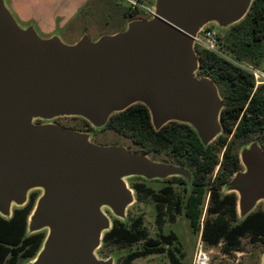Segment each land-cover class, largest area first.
I'll return each instance as SVG.
<instances>
[{
  "label": "water",
  "instance_id": "water-1",
  "mask_svg": "<svg viewBox=\"0 0 264 264\" xmlns=\"http://www.w3.org/2000/svg\"><path fill=\"white\" fill-rule=\"evenodd\" d=\"M252 2L154 0L146 18L67 43L56 32L40 34L33 22L21 25L0 0V215L9 218L38 191L25 233L45 231L23 264H115L97 250L112 218L125 221L136 199L128 179L191 180L185 166L94 142L93 130L140 103L155 130L184 123L207 146L223 131L225 101L212 78L197 75L194 37L208 27L225 32ZM60 116L82 118L92 130L60 125ZM238 157L221 192L235 193L242 220L264 207V148L253 138L239 145Z\"/></svg>",
  "mask_w": 264,
  "mask_h": 264
},
{
  "label": "trees",
  "instance_id": "trees-1",
  "mask_svg": "<svg viewBox=\"0 0 264 264\" xmlns=\"http://www.w3.org/2000/svg\"><path fill=\"white\" fill-rule=\"evenodd\" d=\"M124 13L126 21L149 15L131 5L125 8ZM216 36L226 55L259 67L264 57V0H253L242 20L225 32H217ZM196 51L199 66L214 80L225 101L221 111L223 131L213 143L204 147L189 125L176 121H170L155 130L147 108L140 103L113 114L105 127L131 137L143 148L142 152H164L168 157L187 165L192 178L185 198L184 214L192 230L200 232L205 244L214 246L222 243L223 250L231 252L240 249V241L244 237L252 242H264L263 204H258L244 219L239 220L235 193L221 192L222 184L240 167L239 145L256 138L264 148V84L255 86V80L247 70L225 57L198 45ZM220 151L221 159L218 156ZM218 162V171L212 178L210 174ZM140 179L142 181L135 182L132 187L138 193L149 192L153 196L158 223H161L166 213L173 216L174 211L181 210L182 200L171 186L155 191L146 185L147 180ZM170 181L182 184L184 178L173 176ZM207 190L210 194L204 213L206 216L201 220ZM37 194L38 191H32L27 203L14 208L9 218L0 215V264H23L39 248L45 231L29 235L25 233L27 216ZM175 239L176 235L172 231L159 232L158 237L149 236L143 226L142 216L138 215L130 221L112 218V227L104 233L102 241L129 245L142 240V248L124 256L125 263L152 253L166 252L171 264H183V253L179 247L173 246Z\"/></svg>",
  "mask_w": 264,
  "mask_h": 264
},
{
  "label": "rangeland",
  "instance_id": "rangeland-1",
  "mask_svg": "<svg viewBox=\"0 0 264 264\" xmlns=\"http://www.w3.org/2000/svg\"><path fill=\"white\" fill-rule=\"evenodd\" d=\"M24 1L27 2L25 7L28 5V7H26L28 13L40 9L33 2L28 3V0H21L20 4L21 2L25 3ZM73 1H75L74 3L77 5L80 4L78 10L60 27L56 26L53 31L58 33L64 42H74L78 40L83 33L88 34L94 39L101 34L119 31L126 23L124 10L130 5L128 0H59L61 6H64V4L68 2L72 3ZM153 1L154 0H140L145 6H151ZM7 2L21 25H25L28 22H34L37 25V21L30 18V20L25 19L18 15L12 3L9 1ZM57 22L58 21H56V24ZM36 28L42 35L50 33L43 32L38 25ZM228 56L232 58L229 54ZM240 62L248 66L245 61ZM259 65L260 68H264V57L260 60ZM54 121L65 127L92 130V127L87 125L85 121L79 117L60 116L55 118ZM92 140L104 144H122L137 152H141L143 149L140 145L135 143L131 137L122 135L108 127L93 130ZM148 155L156 159H169L164 152H148ZM138 181L139 180L135 178L128 179V183L131 187ZM146 185L153 190H157L162 183L150 181L147 182ZM173 189L176 196L182 200L181 210L174 211L173 216L168 212L162 218L161 223H158L156 220V209L153 196L149 192L138 193L136 191L134 192L136 196L135 201L127 208L126 220L130 221L138 215L142 216L143 226L147 229L149 236L152 237H158L159 232H174L176 239L173 242V246L179 247L180 251L183 253L181 257L183 264H195L197 255L200 252L207 255V264H258L260 262V256L264 252V242H252L248 237H244L240 241V249L232 250L231 252L224 251L222 243L214 246L205 244L201 239L200 232H194L192 230L189 219L184 214L185 190L182 185H174ZM204 216L206 215L203 213L201 220ZM142 246V240L129 245L114 242L104 243L102 241L97 253L101 257L113 255L115 264H171L170 257L166 252L152 253L138 257L130 263H125L123 259L124 256L130 251L142 248Z\"/></svg>",
  "mask_w": 264,
  "mask_h": 264
},
{
  "label": "crops",
  "instance_id": "crops-1",
  "mask_svg": "<svg viewBox=\"0 0 264 264\" xmlns=\"http://www.w3.org/2000/svg\"><path fill=\"white\" fill-rule=\"evenodd\" d=\"M7 1L12 3V6L15 8L16 13L22 18H30L37 21L38 27L45 33H52L55 30L56 26L60 27L67 21V19H69L74 13H76L80 5L75 4V1H73L72 3L68 2L67 4H64V6H61L59 0H28V3L33 2L35 5H37L38 8H40L38 11L28 13V10L26 8L28 7V5L25 7L27 2L24 1L25 3L21 2L20 4L21 0ZM56 21H58L57 24Z\"/></svg>",
  "mask_w": 264,
  "mask_h": 264
},
{
  "label": "built area",
  "instance_id": "built-area-1",
  "mask_svg": "<svg viewBox=\"0 0 264 264\" xmlns=\"http://www.w3.org/2000/svg\"><path fill=\"white\" fill-rule=\"evenodd\" d=\"M131 6H137L141 8L144 12L150 13L151 12V6H145L138 0H128ZM195 41V46L198 45L201 48H205L207 50H210L222 57L227 58L228 60L232 61L233 63L237 64L238 66L244 68L245 70L249 71L250 73L253 74V77L255 79V83L260 84L264 83V72L258 70L257 68H254L252 66H246L242 64L240 61L234 60L230 58L228 55H226L220 48L219 43H218V38L216 36V31L211 28H205L202 29L197 33V35L194 37ZM208 262V257L205 253L200 252L197 255L195 264H207Z\"/></svg>",
  "mask_w": 264,
  "mask_h": 264
},
{
  "label": "flooded vegetation",
  "instance_id": "flooded-vegetation-1",
  "mask_svg": "<svg viewBox=\"0 0 264 264\" xmlns=\"http://www.w3.org/2000/svg\"><path fill=\"white\" fill-rule=\"evenodd\" d=\"M217 33V32H216ZM235 60V59H234ZM249 66H252V67H254V68H257L258 70H260V71H263L264 72V68H260V67H258V66H255L254 64H252L251 62H247V61H245ZM249 72V71H248ZM250 73V72H249ZM252 76H253V74L252 73H250ZM197 75L198 76H203V75H206V73H204L203 71H202V68H201V66H199L198 67V71H197ZM254 78V77H253ZM255 80V79H254ZM260 84H264V83H260ZM260 84H257V85H260ZM256 85V83H255V86H257ZM162 127V126H161ZM160 127V128H161ZM159 128V129H160ZM216 139V138H215ZM215 139L213 140V141H211L210 143H208L207 144V146L209 145V144H211V143H213L214 141H215ZM202 144V143H201ZM203 145V144H202ZM204 146V145H203ZM207 146H204V147H207ZM142 152V151H141ZM221 155H222V151H220V152H218V156H219V159H221ZM152 157V156H151ZM152 158H154V157H152ZM169 159H158V160H164V161H167V162H171V163H175V164H179V165H182V166H185L186 168H188V169H190L187 165H185V164H181V163H179V162H177L176 160H174V159H172V158H170V157H168ZM154 159H156V158H154ZM218 168H219V162L215 165V167H214V169H213V171H212V173L210 174V176L213 178L215 175H216V173H217V171H218ZM191 171V170H190ZM172 177H168V178H165V179H154V180H150V181H156V182H161L162 183V185L157 189V190H155V191H159L162 187H165V186H171L172 187V189H173V186L174 185H182V187H183V189L185 190V192H186V195H187V191H188V189H189V183H190V181H187V179H185L184 178V183H177V182H171L170 181V179H171ZM135 179H138L139 181L138 182H141L142 181V179H140V178H135ZM150 181H146V183L147 182H150ZM174 190V189H173ZM136 192V191H135ZM209 194H210V191L209 190H207L206 191V195H205V199H204V203H203V213H205V210H206V206H207V203H208V200H209ZM186 198V197H185ZM184 204H185V200H184Z\"/></svg>",
  "mask_w": 264,
  "mask_h": 264
}]
</instances>
